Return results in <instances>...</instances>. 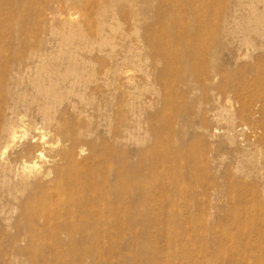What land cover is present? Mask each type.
Returning a JSON list of instances; mask_svg holds the SVG:
<instances>
[{"label": "rangeland", "instance_id": "374dc122", "mask_svg": "<svg viewBox=\"0 0 264 264\" xmlns=\"http://www.w3.org/2000/svg\"><path fill=\"white\" fill-rule=\"evenodd\" d=\"M172 5L0 0V39L40 42L46 62L64 67L58 39L71 13V26L90 37L79 53L101 56L109 40L106 63L132 76L90 83L59 108L78 119L88 163L105 170L108 160L126 173L124 209L110 213L108 227L33 235L0 195V264H264V0ZM243 243L244 254L234 251Z\"/></svg>", "mask_w": 264, "mask_h": 264}, {"label": "bare ground", "instance_id": "6f19581e", "mask_svg": "<svg viewBox=\"0 0 264 264\" xmlns=\"http://www.w3.org/2000/svg\"><path fill=\"white\" fill-rule=\"evenodd\" d=\"M91 2L84 0V6L88 8ZM179 3L180 0H173L174 5ZM74 19V14H64L63 22L68 28L58 39L62 47L57 52L64 60V67L46 62L50 53L41 48L40 42L33 47L22 41L20 47L13 40L0 39V195L13 202L12 209L19 211L24 227L30 228L33 235L35 231L48 230L64 233L83 223L93 228L108 227L107 217L113 210L124 209L122 196L128 190L126 173L118 171L113 163L107 160L103 170L83 158L85 147L81 144L79 121L59 110L71 96L82 99V91L90 83L109 87L115 80L126 84L132 81L129 69L106 63V59L113 58L116 46L109 40H102L106 48L99 51L103 53L101 56L85 57L79 53L80 46L87 44L90 37L82 27L71 26ZM13 46L17 47L13 49ZM125 107L130 110L132 105L127 103ZM26 116L31 117L29 123L24 119ZM11 149L14 152L6 157ZM110 172L114 173L111 184L107 180ZM33 235L29 236L30 244L35 242ZM57 241L58 237L49 239V242ZM236 245L234 251L244 254L246 245ZM225 246L217 250L224 252Z\"/></svg>", "mask_w": 264, "mask_h": 264}]
</instances>
